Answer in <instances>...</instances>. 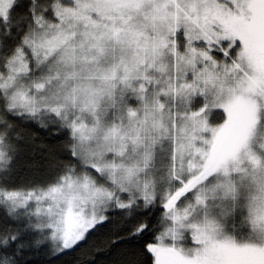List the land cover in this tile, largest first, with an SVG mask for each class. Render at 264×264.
Listing matches in <instances>:
<instances>
[{"label":"snow or ice","instance_id":"obj_1","mask_svg":"<svg viewBox=\"0 0 264 264\" xmlns=\"http://www.w3.org/2000/svg\"><path fill=\"white\" fill-rule=\"evenodd\" d=\"M64 257L264 264V0H0V264Z\"/></svg>","mask_w":264,"mask_h":264},{"label":"trees","instance_id":"obj_2","mask_svg":"<svg viewBox=\"0 0 264 264\" xmlns=\"http://www.w3.org/2000/svg\"><path fill=\"white\" fill-rule=\"evenodd\" d=\"M27 172V169L22 168L21 169V175H24ZM70 259V257H64L61 260H54L52 264H63L64 260Z\"/></svg>","mask_w":264,"mask_h":264}]
</instances>
